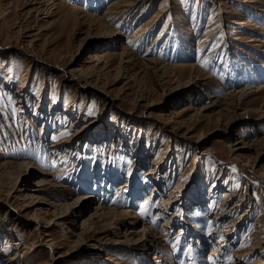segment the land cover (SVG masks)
Listing matches in <instances>:
<instances>
[{"label": "rangeland", "instance_id": "1", "mask_svg": "<svg viewBox=\"0 0 264 264\" xmlns=\"http://www.w3.org/2000/svg\"><path fill=\"white\" fill-rule=\"evenodd\" d=\"M259 261L264 0H0V264Z\"/></svg>", "mask_w": 264, "mask_h": 264}, {"label": "bare ground", "instance_id": "2", "mask_svg": "<svg viewBox=\"0 0 264 264\" xmlns=\"http://www.w3.org/2000/svg\"><path fill=\"white\" fill-rule=\"evenodd\" d=\"M45 184V182H43V181H40V182H38V183H36V186H42V185H44ZM124 186H126V185H124ZM122 188H124L123 186L122 187H120L119 189H122ZM149 198L147 197V200H148ZM167 204V203H166ZM100 211H102V210H100ZM107 214H111V212H108ZM112 214L114 215V216H116V215H118V214H121V213H117L116 211H113L112 212ZM93 217H96V214L93 216ZM164 226H166V225H164ZM140 232H142V233H146V230L144 229V230H141ZM217 253V251H213V252H211L210 253V256H213V255H215ZM19 258H23V256L21 257V256H19L17 259H15V258H13V259H11V262H14V261H17ZM260 263H258V264H264V261H259Z\"/></svg>", "mask_w": 264, "mask_h": 264}]
</instances>
